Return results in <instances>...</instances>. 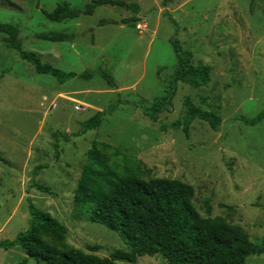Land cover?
<instances>
[{"label": "rangeland", "instance_id": "1", "mask_svg": "<svg viewBox=\"0 0 264 264\" xmlns=\"http://www.w3.org/2000/svg\"><path fill=\"white\" fill-rule=\"evenodd\" d=\"M119 1L134 8L102 5L92 16L57 23L42 11L64 4L84 9L91 0H0V24L20 28L24 51L63 72L94 75L60 83L37 74L0 35V239L13 241L29 229L33 203L65 226V250L100 257L131 251L117 233L90 221L92 204L74 200L97 141L136 159L145 179L192 185L202 216H209L210 207L212 217L226 218L261 244L264 120L254 126L245 120L264 115V0H176L166 7L164 0ZM137 24L145 28L138 31ZM51 33L70 39L42 40ZM173 39L192 53L194 65L209 68L211 81L199 89L178 83L156 123L145 111L168 94L178 69ZM102 72L112 76L115 89ZM186 99L218 114L219 130L200 119L188 135L174 130L172 124L187 116ZM98 112L104 115L101 126L80 135ZM25 257L21 247L0 249V264H21ZM136 264L166 263L146 256ZM247 264H264V256Z\"/></svg>", "mask_w": 264, "mask_h": 264}, {"label": "trees", "instance_id": "2", "mask_svg": "<svg viewBox=\"0 0 264 264\" xmlns=\"http://www.w3.org/2000/svg\"><path fill=\"white\" fill-rule=\"evenodd\" d=\"M176 0H164V7ZM112 5L132 7L119 0H91L84 9L70 5H59L54 12L42 11L50 21L61 23L81 16H92L97 7ZM169 21L177 28L176 20L167 14ZM6 35L8 48L19 52L22 60L34 66L36 73L55 77L60 83L93 74L77 75L66 73L50 64H44L34 52L23 50L20 42V28L13 24H0V35ZM42 40L64 42L67 34L51 33L41 35ZM179 66L169 85L168 94L156 101L145 111L153 121H159V114L169 108L177 94L178 83H185L195 89L206 87L210 81V70L202 64L194 65L191 52L184 51L177 39L172 40ZM111 88L116 85L112 76L102 72ZM188 109L184 121L172 124L174 130L183 129L189 134L190 125L196 119L207 122L215 132L222 124L221 117L213 111H205L186 99ZM103 113L98 112L82 124L81 134L99 128ZM264 120L260 115L245 123L254 126ZM162 129H167L162 127ZM79 135V134H78ZM90 163L85 165L78 180L74 200L79 204H92L89 219L117 233L131 251H117L110 257L87 254L79 249H64L65 226L50 213L30 204L31 224L13 241L1 240L0 249L21 247L26 254L21 264L35 260L36 264H136L142 257H160L166 264H247L250 257L264 256V238L261 244L251 241L249 234L234 226L224 217H204L195 203V189L192 185L168 178H148L131 156L103 142H93L89 151ZM120 159L122 161L120 162ZM114 160V162H113ZM116 160V161H115ZM42 193L50 189L34 184Z\"/></svg>", "mask_w": 264, "mask_h": 264}, {"label": "built area", "instance_id": "3", "mask_svg": "<svg viewBox=\"0 0 264 264\" xmlns=\"http://www.w3.org/2000/svg\"><path fill=\"white\" fill-rule=\"evenodd\" d=\"M136 28H137L138 31H142L145 28V25H143V24H137L136 25ZM54 108H56V106H54Z\"/></svg>", "mask_w": 264, "mask_h": 264}, {"label": "crops", "instance_id": "4", "mask_svg": "<svg viewBox=\"0 0 264 264\" xmlns=\"http://www.w3.org/2000/svg\"><path fill=\"white\" fill-rule=\"evenodd\" d=\"M128 1H132V0H128ZM98 8V7H97ZM65 22V21H64ZM137 29V28H136ZM62 34H66V33H62ZM68 36H69V34H67ZM68 39H70V37L68 38ZM68 39L67 40H65V41H68ZM64 41V42H65ZM37 54V53H36ZM38 55V54H37ZM39 56V55H38Z\"/></svg>", "mask_w": 264, "mask_h": 264}]
</instances>
